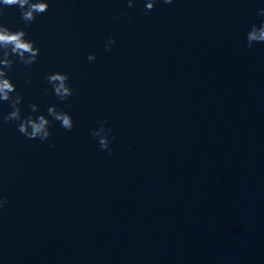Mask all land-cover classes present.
Listing matches in <instances>:
<instances>
[{"label":"water","instance_id":"95a60500","mask_svg":"<svg viewBox=\"0 0 264 264\" xmlns=\"http://www.w3.org/2000/svg\"><path fill=\"white\" fill-rule=\"evenodd\" d=\"M47 2L27 26L4 8L40 49L8 75L22 115L56 105L74 127L42 142L0 122V264H264V42L246 40L264 0Z\"/></svg>","mask_w":264,"mask_h":264},{"label":"clouds","instance_id":"9594fccd","mask_svg":"<svg viewBox=\"0 0 264 264\" xmlns=\"http://www.w3.org/2000/svg\"><path fill=\"white\" fill-rule=\"evenodd\" d=\"M128 7L133 6L134 0H127ZM156 0H147L145 10L153 9ZM173 0H163V3L170 4ZM17 6L20 10L21 19L25 26L31 24L36 17L48 11L49 4L47 0H0V17L4 15L5 7ZM259 15L264 16V7L259 9ZM248 47L251 48L254 43L264 42V21L259 26L253 24L246 35ZM116 43L115 37H109L104 46V50L111 51L112 46ZM35 41L26 39L24 28L12 30L6 24L0 22V101L8 102L11 111L6 115H0V122L8 123L18 122V131L27 139H39L46 141L52 135L50 124L52 121H58L60 126L67 131L74 127L72 116L63 110H58L56 105H50L47 108V115L41 113L34 116L33 113L38 111L39 106L36 103L29 105L30 111L25 116L22 115L21 107L24 97L16 91V85L8 75L10 69L17 62L28 68L36 62L40 49L35 47ZM89 61L96 59L95 54L90 53L87 57ZM68 74L64 72H53L45 76V80L51 85L53 94L60 100L65 101L71 97L74 92L68 83ZM27 83H31V77L27 78ZM48 89H45L47 94ZM51 117V120L49 119ZM108 124L107 119L101 122L99 128L93 129L91 135L97 138L101 150H107L108 155H112L113 149L110 147V136L112 128L105 127ZM53 147L54 145H49ZM7 204V197L0 196V209Z\"/></svg>","mask_w":264,"mask_h":264}]
</instances>
